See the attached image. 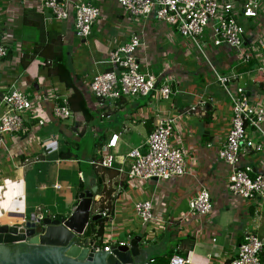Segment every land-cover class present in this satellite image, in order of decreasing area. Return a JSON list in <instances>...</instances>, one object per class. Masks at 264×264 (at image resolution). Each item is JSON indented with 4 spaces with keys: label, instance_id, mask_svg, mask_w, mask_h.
<instances>
[{
    "label": "crops",
    "instance_id": "crops-1",
    "mask_svg": "<svg viewBox=\"0 0 264 264\" xmlns=\"http://www.w3.org/2000/svg\"><path fill=\"white\" fill-rule=\"evenodd\" d=\"M41 1L0 0L2 43L7 48V55L0 62V109L1 97L12 85L27 91L32 99L38 93L68 95L52 60L46 58L41 66L34 58L39 54L43 57L40 44L51 42L56 49L61 47L65 50L68 63L74 66H70L75 75L74 82L86 101L91 117L86 121L79 113L73 117V113L69 119L58 120L53 117L52 102L47 99L36 110V115L27 117L23 134L1 135L0 219L6 220L4 213L17 208L22 209L26 220L37 213L52 218L68 216L78 202V193L93 189V211H108V217H101L106 220L100 237L101 245H104L103 236L109 237V245H113L139 234L141 253L146 260L159 258L168 261L171 255L179 254L191 264H227L236 255L245 233L254 232L264 238V201L234 196L227 188L231 167L219 159L217 149L225 140L230 126L231 106L224 107L222 99L213 98L216 92L213 83L204 84L202 81L201 84L205 85L202 90L186 91L177 87L178 83L175 84L181 76L176 78L170 73L167 75L171 76L173 98L168 104L161 101L169 100L171 95L168 99H161L153 94L152 97L122 96L98 107L89 91V82L101 70L95 67L96 72L92 76L88 71L81 72L87 61L79 57L82 47L74 45V37L80 36L75 33L73 19L53 22L48 9L40 11ZM71 1H86L101 10V17L94 22L89 34L94 37L97 48V54L89 57L93 66L100 64L103 70L110 69L109 65L100 61L111 48L127 41L135 32H139L144 41L139 56L144 57L149 72L152 71L148 66L155 64L158 68L161 66L158 72L162 71L164 64L169 65L165 73L170 69L175 72L173 67L180 62L198 64L197 57L192 60L182 43L178 42L175 29L152 16L133 19L121 9L118 0ZM258 2L260 9L257 17L240 18L245 29L243 48L246 52L253 51L250 60L243 62L234 47L222 44L219 49H212L213 62L221 72L210 60L208 63L211 70L234 75L233 85L243 87L250 97L264 103V74L257 69L260 60L264 59V48L259 46L258 41L264 33V0ZM32 29H35L33 34L29 33ZM68 41L72 44L70 51ZM86 41L82 38L81 43ZM10 42L13 46H9ZM14 46L18 49L23 47L18 51L19 65L8 62L16 53ZM14 61H17L16 57ZM32 61L39 69L33 66ZM201 72L198 64L196 74ZM217 84L221 86L218 81ZM191 96L192 100L188 99ZM96 114L101 122L104 119L107 123L90 124ZM175 114H180L175 128L176 147L186 151V172L168 180L144 181H130L125 174L118 172L119 167L127 168L130 160L126 154L131 148L140 146L142 151L146 150V138L157 120ZM38 121H43V124L38 125ZM113 134L118 135L115 146L110 148L115 157L113 165L104 167L92 163L99 160L102 145ZM77 136H88L90 141L80 156H74L63 145V142L67 143V140ZM49 137L53 138L49 147L42 146L41 139ZM207 143L212 146L207 147ZM240 165L250 166L252 175L262 172L264 145L260 151L242 145ZM202 188H206L211 195L212 210L206 215H191L188 201ZM10 189L13 190L12 196L6 197ZM141 200L152 203L155 220L147 232L133 220L140 219L134 213V204ZM98 226L97 221L95 227L98 229ZM91 238L99 241L94 234ZM261 258L264 264V251Z\"/></svg>",
    "mask_w": 264,
    "mask_h": 264
},
{
    "label": "built area",
    "instance_id": "built-area-1",
    "mask_svg": "<svg viewBox=\"0 0 264 264\" xmlns=\"http://www.w3.org/2000/svg\"><path fill=\"white\" fill-rule=\"evenodd\" d=\"M119 6L133 19H146L150 16L159 22L173 27L178 34L193 41L203 53L199 38L209 40L213 46L230 45L239 52L243 62H248L253 51L244 50L245 29L240 18H255L260 9L258 0H118ZM40 11L44 8L51 12L55 22L72 18L75 33L86 38L91 33L94 22L99 18V7L86 1L42 0ZM236 9V12H235ZM3 31L0 25V62L7 55V48L2 43ZM259 46L264 48V33L259 38ZM144 48V41L139 32L132 33L129 39L111 48L100 63L110 66L95 73L89 82V91L98 107L122 96L155 97L168 99L173 93L171 76L165 72L169 65L164 64L158 74L149 72L144 57L139 56ZM257 69L264 74V59ZM215 79L221 84L231 104L230 126L225 140L217 149L219 159L231 167L228 175L229 192L243 199H261L264 201V170L252 175L250 166L240 165V149L244 145L254 151H260L264 145V103L250 97L241 86L233 85L234 75H223L212 68ZM52 102L51 112L54 118L65 120L72 117L67 96L54 93H38L32 99L24 90L11 86L1 97L0 142L1 135L10 133L20 135L24 132L25 121L29 115H36V110L44 100ZM193 109V108H192ZM182 114V113H180ZM180 114L165 116L157 120L154 129L146 138V150L141 147L131 148L127 168L119 167L118 172L132 181L160 179L168 180L186 172V151L182 147L170 146L169 138L176 128ZM43 121H38L42 125ZM117 134L111 135L108 142L100 149V158L96 162L104 167H111L115 157L110 153L117 141ZM52 137L41 139V145L49 147ZM211 147V143L206 144ZM213 207L211 195L206 188L200 189L189 201L191 215H206ZM134 210L142 224L153 221L152 203L141 200L134 204ZM102 218L108 217V211L99 212ZM106 222V220H105ZM104 251H109V237L103 236ZM121 241L118 244H124ZM264 251V238L254 232L245 233L238 244L236 255L227 264H263L261 255ZM188 260L182 255L173 254L169 264H184ZM149 258L145 264H153Z\"/></svg>",
    "mask_w": 264,
    "mask_h": 264
},
{
    "label": "water",
    "instance_id": "water-1",
    "mask_svg": "<svg viewBox=\"0 0 264 264\" xmlns=\"http://www.w3.org/2000/svg\"><path fill=\"white\" fill-rule=\"evenodd\" d=\"M93 189L78 193V202L68 216L52 218L31 214L15 226L0 220V264H145L137 234L109 251L91 238L101 214L93 211ZM184 264H191L185 262Z\"/></svg>",
    "mask_w": 264,
    "mask_h": 264
},
{
    "label": "rangeland",
    "instance_id": "rangeland-1",
    "mask_svg": "<svg viewBox=\"0 0 264 264\" xmlns=\"http://www.w3.org/2000/svg\"><path fill=\"white\" fill-rule=\"evenodd\" d=\"M69 19H71V18H69ZM96 27H97L96 25L93 26L94 29ZM34 31H35V29H32L31 32H29V33L33 34ZM94 32H95V30H94ZM24 33H25V31H24ZM174 33H175V37L177 39H179L178 42L179 43H182L181 46L183 47L184 50H186L188 56L192 60H193L194 57L195 58L197 57L196 63H198L199 64V68L202 69V72H201L202 76H200L201 74L200 75L199 74H196V70H197L198 64L196 65L193 61H191L190 64H195V65L187 64V62L185 64L184 63L182 64V62H180L177 66H174L173 67L176 70L175 72H173L170 69V71L167 72L166 74H170V73L175 74L176 75V78H177V76H181L180 78L187 77L186 80H183V79H180V78H178V79L175 80L176 81L175 84L178 83L177 84V87L182 88V90H186V91H188V90L192 91L193 89H195L194 91H196L198 89L199 90H202L203 87L205 86V85L201 84L202 81H203L204 84L205 83H208V84L213 83V86L212 87H215V89H216L215 90L216 92H214L215 97H213V98H215L216 100L217 99L218 100L222 99L223 100L222 104H223L224 107H227L228 105L231 106V104L229 102V99L227 98L226 94L223 91V88L217 84V81L215 80V77L213 76V72L210 69V66H209V63H208L209 60H210L213 63V65L215 66V68L219 72H221V69L214 64V62H213L214 61V58L212 57L213 56L212 55L213 54V50L212 49L213 48H216V47H217L216 49H219L218 46H215L214 47L213 44L209 40L203 41L201 38H199L200 43H201V47L203 49V53H202V52H200L196 48V46H195V44H194L193 41H190L188 39L182 38L178 34V32L176 30L174 31ZM95 34H96V32H95ZM93 38L94 37L92 35H88L85 38V39H87V41L85 43L84 42L81 43L82 37H77L76 36L73 39L74 40V45H76V46L80 45L82 47L81 48V51L79 52V57H82V59H85L87 61V63L85 62V64H84V66H86V68L83 66L82 67L83 69H82L81 72L88 71L89 76H92L96 72V70H103L102 69V65L99 64L98 66H93L91 64V62L89 61V57H90L91 54L92 55L93 54H97V48H96V45H94ZM9 46H13V42H10L9 43ZM16 46H14V49H13V51L14 52L16 51V53L12 57V59L9 60L8 62L19 65V62H18L19 61L18 60L19 59L18 51L19 50H23V47H20L18 49V48H16ZM68 47H69V51L72 50V44H70L69 41H68ZM219 47H221V46H219ZM39 56L34 57V58H35L36 61H38L40 63L41 66H43V64L45 63L46 57L43 56L44 57L43 58L40 54H39ZM15 57H16L17 61H14V58ZM34 62L35 61H32L31 63L33 64V66H35L36 69H39L38 65H35ZM52 62L54 63L53 60H52ZM70 66H72L71 63H70ZM203 66H204V68H203ZM73 67L74 66H72V68ZM95 67H98V68L95 70ZM148 67H149V69L152 72H155V73H157L158 72V69L161 68V66H159V68H158L157 64H155V65H149ZM17 68H18V66H17ZM19 70L20 69H17V71H19ZM32 73L33 72H31V74ZM198 75H199V77H198ZM172 91H173V88H172ZM219 96H221V97L219 98ZM172 98L173 97L171 95V97H170L169 100H162L161 102H163L165 104H168V103H170V101L172 100ZM188 99L192 100V96L189 97ZM76 114L77 113H74L73 114V117ZM182 119H181V121H182ZM99 122H101V119L96 114V115H94V117L91 120V123L90 124H94L95 125V124H98ZM101 123L102 124L103 123H107V121L106 120L104 121V119H102V122ZM88 130H89V128H88ZM176 139H177L176 138V130H174L172 132V135L169 138V144H170V146H178V144H176V141H177ZM67 141H68L67 143L63 142V145L65 147V150H69L70 152H72V154L74 156H77V155L80 156L81 155V152H82V149L87 148L88 145H89V143H90V141L88 139V136L83 137V138L81 136H77V137L71 138V139H69ZM202 143L204 144V141H202ZM179 145H181V143H179ZM134 213H136V212H134ZM133 220H134V222L137 221V223L142 226V229L145 230V232H147L149 230V228L151 227V224H153L151 221L147 222L146 224H142V222H141L140 219H133Z\"/></svg>",
    "mask_w": 264,
    "mask_h": 264
},
{
    "label": "trees",
    "instance_id": "trees-1",
    "mask_svg": "<svg viewBox=\"0 0 264 264\" xmlns=\"http://www.w3.org/2000/svg\"><path fill=\"white\" fill-rule=\"evenodd\" d=\"M59 45L61 44L59 43ZM40 46H41L40 52L42 53V55L46 58H51L54 61L53 66L55 67L56 74L59 77V80L64 84L68 92L67 97H68V103H69V107L71 111L73 113L81 114L84 117V120L86 121L89 120L91 117V113L89 109L87 108L86 101L82 93L80 92V89L74 82L75 75L72 72L70 64L68 63L65 50L61 48L60 46H59L60 48L56 49L55 45L51 42L40 44L39 47ZM11 191L13 190L10 189V192H6L5 194L6 197L12 196ZM4 214L6 216L7 223L10 225L19 226V225L24 224L26 221V218L22 212V209L20 210L17 208L13 210V212H5ZM104 221L105 219L98 220L99 226H98V230L96 233V236L99 237L98 246L102 244L100 237L102 236V233H103ZM101 247L103 246L101 245ZM153 264H169V263L168 261H162L161 259L157 258V259H154Z\"/></svg>",
    "mask_w": 264,
    "mask_h": 264
}]
</instances>
